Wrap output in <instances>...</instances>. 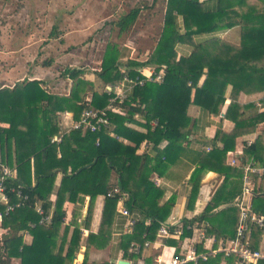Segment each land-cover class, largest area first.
Returning <instances> with one entry per match:
<instances>
[{
  "label": "trees",
  "instance_id": "obj_1",
  "mask_svg": "<svg viewBox=\"0 0 264 264\" xmlns=\"http://www.w3.org/2000/svg\"><path fill=\"white\" fill-rule=\"evenodd\" d=\"M158 1L152 0V4ZM162 1L165 34L159 36L146 59L121 64L119 48L107 43L100 67L93 72L103 88L122 83L124 76L144 80L142 85L132 86L123 103H114L119 112L109 114L110 130L87 134L71 131L60 143L51 141L57 134V112L68 110L78 119L84 108L103 109L114 97L103 91L99 93L93 82L85 80V68L65 69L63 75L70 84L68 93L63 96L52 94L43 81L36 79H25L12 87L0 85V125H7L0 126V164L15 168V183L24 186V194L29 198L24 206L2 220L1 228L5 232L0 244V264H11L12 259L19 260L20 264H70L78 251L80 232L73 228L69 234L70 227L64 226V204L76 206L83 197H89L84 220L87 223L93 201L100 195L105 197L103 224L108 223L115 211L120 194L127 197V210L133 208L141 213L142 218L135 223L132 232L122 236L120 242L124 257L140 256L142 253L137 256L130 253V245L153 241L174 206L175 197L170 196L163 202V190L155 186L151 178L155 174L173 179L169 170L180 158L184 150L182 144L193 127L187 115L192 89L193 103L203 114L221 115L233 127L229 132L216 128L210 142L212 149L192 153L195 157L191 162L194 169L189 179L188 209L194 208L199 182L206 171L223 179L201 214L185 219L184 223L207 224V233L217 240L234 236L238 218L234 199L241 191L243 169L227 165L226 158L227 153L235 150L238 138L254 133L264 124V110H259L264 109V0H216L214 8L198 0ZM143 8L131 9L115 23L120 33L135 23ZM225 30L237 32V44L219 39L201 44L193 41L195 36ZM179 44L191 45L192 54L178 57ZM146 67H153L156 72L164 67L163 81L145 80L139 70ZM241 93L263 94L258 101L260 106L242 104ZM135 127L142 130L139 132ZM163 141L167 144L160 152L137 154L143 142L150 144L153 151ZM217 143L221 148L216 147ZM243 154V163L253 158L264 166V127L256 140L243 148ZM58 174L61 180L55 201L51 202ZM254 178L257 195L252 199L251 209L256 215L264 216V195L261 194L264 176ZM115 188L118 194L106 197ZM35 202L51 215L47 225H38L40 216L33 210ZM145 220L149 221L147 225ZM24 231L32 236L30 245L23 243L21 233ZM263 231L252 226L250 242L254 250L264 249L261 246ZM184 235H190V231H184ZM88 238L92 244L104 239L90 235ZM165 243L175 244L173 240ZM235 260L220 254L199 264H234ZM81 264H89L87 258ZM257 264H264V258Z\"/></svg>",
  "mask_w": 264,
  "mask_h": 264
},
{
  "label": "rangeland",
  "instance_id": "obj_2",
  "mask_svg": "<svg viewBox=\"0 0 264 264\" xmlns=\"http://www.w3.org/2000/svg\"><path fill=\"white\" fill-rule=\"evenodd\" d=\"M135 7L144 8L120 33L115 23ZM163 15L162 0H0V81L11 85L37 77L67 89L65 69L93 73L107 43L117 45L121 64L142 62L164 33ZM98 86L101 93L100 81Z\"/></svg>",
  "mask_w": 264,
  "mask_h": 264
},
{
  "label": "crops",
  "instance_id": "obj_3",
  "mask_svg": "<svg viewBox=\"0 0 264 264\" xmlns=\"http://www.w3.org/2000/svg\"><path fill=\"white\" fill-rule=\"evenodd\" d=\"M198 1L200 3L207 5L210 8H214L217 5L216 0H198ZM211 39H219V40L227 41L232 44H237L239 41V36L234 31L225 30V31H219L211 34H205V35L193 37V41L195 44L205 43ZM192 48L193 47L191 45L179 44L176 47L178 57L180 56L189 57L193 52ZM40 69H45V68L41 67ZM84 70L85 71L83 72L84 73L83 78L85 80L93 82L95 88L97 89L98 81L96 80L94 73L90 72L88 69H84ZM148 71H149L148 67L139 70V72H142L145 75H147ZM33 78L36 80H41V81L43 80L37 77L36 78L33 77ZM31 79L32 78L28 80ZM47 79L48 78H46V80ZM202 81L203 78L200 80V84L202 83ZM43 82L45 83V87L48 89V91L54 95L63 96L68 93L69 84H70L69 80H68L69 84L67 89L66 86H63L61 89V87L56 86V84L53 86V84L51 85L47 81H43ZM64 83L65 81L62 82V84ZM0 85L5 87H12L14 83H12L11 85L10 84L6 85L5 81L1 80ZM113 86L118 87L116 93L117 92L119 93L121 89V92H123L126 98L132 90V85L127 83L124 84L122 87H121V83ZM228 93H229V89L227 91V94ZM192 96L193 95L191 94L187 109V115L190 118L191 125L193 127L190 129V135L188 136L187 140H185L182 144L184 150L181 153L180 158L177 159V161H175L176 163L169 170L173 176V179L168 180L167 178H160L157 177L155 174H153L151 178L152 181L154 179L159 180V185L155 184V186L160 187L163 190V198H162L163 202L166 201L170 196L175 197L174 206L171 210L170 216L167 218L165 222H173L178 219L184 221L185 219H191L195 216L200 215L206 203L211 199L215 190L219 187L223 179L218 174L212 171H206L199 182L200 185L199 193L196 202L194 204L193 211L187 208V201L191 191V183L189 179L194 169V166L192 165L191 162L195 156H193L192 153L193 152L198 153L203 150L205 151L206 147H212L210 142L211 140H213L214 131L216 128H221L222 131L229 132L233 127V124L230 121L221 118L222 117L221 115L214 116V115L203 114L200 111V108L193 103L194 97ZM262 96L263 94L261 93L253 94V95H245L241 93L239 95V101L244 105L254 104V106L257 107L259 105L258 101L261 99ZM227 104H229L228 99L225 101L226 106ZM224 110L225 108L223 109V111ZM259 110L263 111L264 109L259 108ZM63 112H68L74 115L71 111L68 110L57 112L56 113L57 123H58L59 115ZM0 126L6 127L7 125L2 124ZM263 127L264 124H261L258 126V128L254 133L243 135L242 137L236 140L235 150L227 153V158H226L227 165L231 167L240 166L243 169L246 163V161L244 163L242 162V160L244 159L243 148L245 146L252 144L256 140L257 136L260 134V131L262 130ZM135 129H137L139 132L140 130H142L140 127H135ZM124 143L126 144L127 142L124 141ZM166 144L167 142L163 141L157 146V149L155 150L153 149V151H151V145L146 142H143L140 148L138 149L137 154L148 153L154 155L160 152L165 147ZM216 147L221 148V145L217 143ZM10 169L14 171L16 177L15 168H10ZM254 177L256 176H253V180L255 179ZM60 180H61V175L58 174L56 176L54 183V191L50 196L51 202L55 201V193L59 186ZM261 192H264V190H261ZM126 199H127L126 195L123 194L121 198V202L119 203L117 201L115 211L112 213V216L108 220L107 224L106 223L103 224V219H102L103 209L105 205V197L102 195L97 196L94 199L91 208L90 219L88 220L87 223L84 222L86 221L85 218L87 217L89 210V205H90L89 197H83V201L80 204H76V206L68 202L64 204V210L66 213L64 226L67 225L70 227L69 234L73 228H77L80 232L78 251L75 257H73L70 264H81L84 258H87L89 264H106V263L117 264V262L120 260L126 261L129 264H157L158 257L162 253H164V255L163 257L160 256V259H162L163 264L167 263V261L173 254L172 246L174 245H167L165 241L161 239H157L156 236L155 239L151 241V246L149 247V249L143 251V253L137 258L132 257L128 259L127 257H124L123 252L120 248L121 237L125 235H129L132 230V229L130 230L128 227V220H129L128 217H125L121 214V209L125 208ZM245 200L246 203L250 202L251 204L252 202V199L248 197L245 198ZM129 214H130V218L135 219L136 221L142 218L141 213L137 209L132 208L131 210H129ZM148 223L149 221L145 220V224L147 225ZM61 229L63 230V228ZM1 232L4 234V231L1 230ZM89 235L98 236V237L101 236L102 238L104 237V239L102 240L101 238L97 239L92 244L91 242L92 240L89 241L88 238ZM21 237L24 244L26 245L31 244L32 236L27 231L22 232ZM161 245H164V247L162 248ZM263 245H264V231H263L261 246L263 247ZM13 262L20 264L19 260L17 259H12L11 264H13Z\"/></svg>",
  "mask_w": 264,
  "mask_h": 264
},
{
  "label": "built area",
  "instance_id": "obj_4",
  "mask_svg": "<svg viewBox=\"0 0 264 264\" xmlns=\"http://www.w3.org/2000/svg\"><path fill=\"white\" fill-rule=\"evenodd\" d=\"M147 75L139 72L147 81L161 83L163 81L165 71L162 67L158 72L153 67H148ZM144 80L136 78L131 80L124 76L121 87L127 83L132 86L142 85ZM118 87L106 86L103 92L112 94L109 100V105L103 109H95L92 107L84 108L78 119H74V115L68 112H63L58 117L57 135L52 138V142L60 143L62 138L68 135L71 131H79L81 134L97 133L102 130H110L111 123L109 120L110 113L119 112V107L114 103H123L126 96L123 92L116 93ZM155 125V123H153ZM212 147H206L205 151L209 152ZM234 164V162H233ZM253 176H264V166L258 164L253 158L246 160L241 176V191L234 199V205L238 208V218L235 227V233L232 238L216 239L213 235L207 233V224L193 223L185 224L182 220L173 222H164L157 230L156 238L163 241L173 240L175 242L172 246L173 254L166 264H199L205 263L209 258H216L222 255L223 258H236L234 264H257V262L264 258L263 250H254L251 246L250 235L252 226H257L264 230V216H258L252 211L250 202L246 203L245 198L253 199L256 194V184ZM16 177L14 171L6 165L0 164V206L3 210L0 211V244L2 242L1 228L2 220L7 217L14 210L24 206L28 202V195L24 194V186L15 183ZM154 184L159 185V180L154 179ZM118 194V189H113L106 197L111 198ZM264 195V192H261ZM123 194H120L118 202H121ZM33 210L40 216L38 225H47L50 222L51 215L46 214L39 202H35ZM121 214L128 217V227L133 229L135 219L130 218L129 210L122 208ZM33 227V224H30ZM184 231H190V235H184ZM5 232V231H4ZM132 232V230H131ZM150 241H145L143 244L133 242L130 245V253L133 255H140L143 251L149 249ZM162 248L164 245H161ZM159 255L157 264H163Z\"/></svg>",
  "mask_w": 264,
  "mask_h": 264
},
{
  "label": "water",
  "instance_id": "obj_5",
  "mask_svg": "<svg viewBox=\"0 0 264 264\" xmlns=\"http://www.w3.org/2000/svg\"><path fill=\"white\" fill-rule=\"evenodd\" d=\"M117 264H129V263L126 262V261H122V260H120V261L117 262Z\"/></svg>",
  "mask_w": 264,
  "mask_h": 264
}]
</instances>
